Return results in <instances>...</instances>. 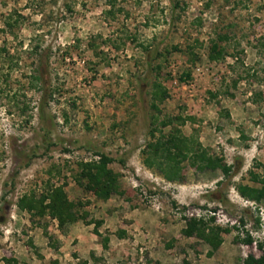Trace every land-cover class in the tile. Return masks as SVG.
Instances as JSON below:
<instances>
[{
  "label": "rangeland",
  "instance_id": "1",
  "mask_svg": "<svg viewBox=\"0 0 264 264\" xmlns=\"http://www.w3.org/2000/svg\"><path fill=\"white\" fill-rule=\"evenodd\" d=\"M113 1L0 0V48L9 54L0 57V264H243L249 253L260 257L264 199L247 200L235 185H261L251 176L264 162V0ZM6 20L15 22L11 29ZM223 33L229 55L211 61L209 42ZM172 45L191 47L198 59ZM33 47L42 53L44 101L30 78L39 61ZM186 70L191 77L180 81ZM155 81L168 92L157 110ZM179 114L193 118L179 126L183 134L235 165L229 177L185 162L184 181L170 182L144 164L149 129ZM96 152L113 158L123 195L97 200L78 184V163ZM51 184L82 203L86 220H101L100 236L82 220L60 230L49 215L19 209L22 194L40 195ZM190 216H213L210 224L223 229L216 250L181 233Z\"/></svg>",
  "mask_w": 264,
  "mask_h": 264
},
{
  "label": "trees",
  "instance_id": "2",
  "mask_svg": "<svg viewBox=\"0 0 264 264\" xmlns=\"http://www.w3.org/2000/svg\"><path fill=\"white\" fill-rule=\"evenodd\" d=\"M113 0H108V4L113 6ZM108 13H113L111 8L106 10ZM15 22L5 21V26L10 29ZM228 40L226 33L217 34L216 38L211 39L208 46L207 57L211 61H216L225 58L228 54L225 47L221 44ZM264 52V40L259 43ZM188 50H183L177 45H172V51L186 52L189 55L188 60L194 62L198 59V55L187 47ZM147 50V48L144 47ZM4 53L8 56V52L4 47L0 48V57ZM31 53L38 57V65L30 74L33 87H39L44 92L42 100L45 98L46 90L48 89L42 53L37 52V47H33ZM147 58L152 59L154 55L147 52ZM149 61V60H148ZM150 63L148 62V65ZM43 65V66H42ZM159 68V66H157ZM191 77L189 70L183 71L179 76L180 81L187 80ZM235 83V82H234ZM168 92L159 82L153 83V89L150 96L153 99L151 106L157 110L156 102H163L168 97ZM211 93V92H210ZM214 94H212L213 96ZM44 101V100H43ZM37 109L42 111V104L39 103ZM264 113V105H263ZM41 115V114H40ZM41 117V116H40ZM187 120H193L191 116L176 115L166 117L159 122L160 128L151 127L148 131L150 140L145 143L142 149L143 161L149 168L155 169L164 179L170 182H183L184 176L182 174V164L187 163L196 171L203 172L205 170L219 169L224 177H229L235 169L234 164H229L224 161L221 156H216L209 148L202 145L200 140L192 135H185L179 128ZM157 121L156 116L152 115L151 124ZM169 127L165 132L163 128ZM156 132H159L156 136ZM96 159L88 161H80L78 163L79 175L77 178L78 184L82 185L87 191H91L97 200L106 201L112 195H123V190L120 185V174L109 166L113 158L104 152H96ZM28 162H25L27 165ZM260 173H253L251 178L255 182H260L261 185L254 186L249 184H236V190L240 196L254 202H261L264 199V162L258 163ZM218 184L221 180L217 181ZM17 206L21 210L29 213L31 218L44 217L49 215L57 222V227L64 230L69 224L78 220H82L87 225H93V232L100 236L98 227L102 223L101 220H86L88 212L81 210L82 203L68 198L63 185L51 184L47 186L45 192L37 195L34 192L22 194L17 201ZM185 226L181 229V233L186 237H197L206 242L212 250H216L222 243L220 232L223 229L217 225H211L214 221L213 216L205 218L204 216L186 217ZM227 231V229H224ZM123 236V232L118 234ZM109 237H102L103 247H107ZM244 242L251 244L252 238L249 234L246 235ZM7 262L10 259L6 258ZM221 264V263H220ZM243 264H264V248L263 254L256 258L252 253L247 254L243 259Z\"/></svg>",
  "mask_w": 264,
  "mask_h": 264
}]
</instances>
